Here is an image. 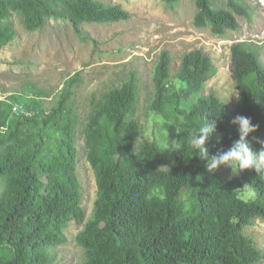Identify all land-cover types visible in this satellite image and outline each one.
Listing matches in <instances>:
<instances>
[{"label": "trees", "instance_id": "16d2710c", "mask_svg": "<svg viewBox=\"0 0 264 264\" xmlns=\"http://www.w3.org/2000/svg\"><path fill=\"white\" fill-rule=\"evenodd\" d=\"M196 5L194 25H209L218 36L239 27L237 16L249 15L244 0H196ZM12 11L22 15L30 31L48 18L65 20L82 40L88 39L84 23L129 17L120 5L98 0H0V48L16 36L7 21ZM260 53L252 41L230 45L234 102L203 92L214 67L202 50L184 54L173 74L169 52L159 54L146 108L179 129L173 152L154 141L138 142L134 70L98 98L93 96L82 133L97 193L93 214L85 222L77 174L78 121L69 105L79 74L68 76L62 90L54 97L48 94L49 101L27 92L0 99V264H51V249L66 242L64 230L72 220L84 222L76 235L82 256L75 264L258 262L263 254L244 228L256 218L264 220V182L253 169L221 180L215 170H206L191 139L205 119L211 122L221 113L206 142L209 155H216L239 139L232 121L244 115L259 126L248 139L261 148L253 139H264ZM245 183L251 184L254 198L239 196ZM223 197L228 209L220 203Z\"/></svg>", "mask_w": 264, "mask_h": 264}, {"label": "rangeland", "instance_id": "374dc122", "mask_svg": "<svg viewBox=\"0 0 264 264\" xmlns=\"http://www.w3.org/2000/svg\"><path fill=\"white\" fill-rule=\"evenodd\" d=\"M98 1L120 5L128 11L129 17L115 22L84 23L82 27L88 39L82 40L65 20L48 18L41 28L30 31L25 28L22 15L12 11L7 21L11 22L16 36L0 48V99L12 92H27L30 95L43 94L44 100L49 101L62 90L68 76L79 74L69 105L78 121L75 136L77 174L81 184V204L85 210L84 222L93 214L97 193L82 133L93 96L98 98L134 70L138 78L136 119L141 130L138 142L147 139L173 152L177 126L146 108L152 96L155 62L163 50L171 56V74L179 68L184 54L194 49L202 50L214 67L203 92H214L229 102H234L237 94L231 72L230 45L241 41L258 44L264 63V0H244L249 15L237 16L239 27L228 30L223 36L213 34L209 25H194L193 19L198 11L196 0H175L172 3L165 0ZM48 94L52 97H47ZM215 172L221 180H227L242 171L233 174L230 168L221 165ZM239 196L243 198L242 190ZM220 203L228 209L227 197L220 199ZM224 215L228 216L225 210ZM84 222L72 220L67 224L64 230L66 242L51 249V264L79 262L82 248L76 235ZM244 234L263 254L255 264H264V220H253L244 228Z\"/></svg>", "mask_w": 264, "mask_h": 264}, {"label": "clouds", "instance_id": "9594fccd", "mask_svg": "<svg viewBox=\"0 0 264 264\" xmlns=\"http://www.w3.org/2000/svg\"><path fill=\"white\" fill-rule=\"evenodd\" d=\"M238 99V97H237ZM216 115V119L209 122L207 119L193 133L191 139L192 149L197 150L198 156L205 160V168L208 172H213L221 165H225L231 169L233 174H238L246 169H253L257 173L258 179L264 182V139L254 137L257 143L261 145L260 149H255L248 137L250 133L257 131L258 125L253 124L250 117L237 115L232 123L238 126L239 139L233 141L227 150H220L216 155H209V149L206 142L209 135L217 129V121L220 118ZM177 133H180L176 128ZM220 138L217 137V140ZM243 198H251L255 195L251 184L245 183L242 188Z\"/></svg>", "mask_w": 264, "mask_h": 264}, {"label": "built area", "instance_id": "2783aa9c", "mask_svg": "<svg viewBox=\"0 0 264 264\" xmlns=\"http://www.w3.org/2000/svg\"><path fill=\"white\" fill-rule=\"evenodd\" d=\"M14 109L16 110V109H17V107L15 106V107H14Z\"/></svg>", "mask_w": 264, "mask_h": 264}]
</instances>
